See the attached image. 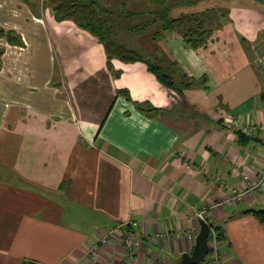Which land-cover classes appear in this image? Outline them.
<instances>
[{
  "label": "crops",
  "instance_id": "crops-1",
  "mask_svg": "<svg viewBox=\"0 0 264 264\" xmlns=\"http://www.w3.org/2000/svg\"><path fill=\"white\" fill-rule=\"evenodd\" d=\"M170 2L173 16L227 10L196 48L178 32L136 38L178 83L177 69L194 78L182 93L145 60L109 64L95 35L44 0H0V28L24 41L0 35V264H124L120 232L103 262L88 252L121 223L143 240L134 258L173 264L200 215L223 227L229 264H264V221L247 212L264 208V188L232 198L264 167V0Z\"/></svg>",
  "mask_w": 264,
  "mask_h": 264
},
{
  "label": "trees",
  "instance_id": "trees-1",
  "mask_svg": "<svg viewBox=\"0 0 264 264\" xmlns=\"http://www.w3.org/2000/svg\"><path fill=\"white\" fill-rule=\"evenodd\" d=\"M44 2L51 6L58 20L70 19L77 26L95 35L104 45L109 64L113 58L125 61L145 60L163 83L175 87L179 92L181 91L180 93L184 87L197 84L193 77L177 69L183 77L178 83V78L172 75V69L162 68L151 56L122 42L119 35L127 32L136 37L152 31L153 38L157 40L165 31L178 32L189 46L196 48L207 42L212 30L220 26L221 19L227 15L226 9L219 8L217 10L206 9L201 12H184L179 16H173L170 12L172 9L170 0H145L146 5H143L141 1L138 4L142 6L141 9L137 7L129 9L127 3L117 8L106 4L103 0H44ZM138 15L141 17L139 18ZM134 20L136 21L133 22ZM0 35H5L11 43H24L22 36L13 29L0 28ZM3 52L4 46L0 44V66ZM203 79L206 80V77ZM141 107L149 111L153 110L151 107L142 105ZM240 136L243 141L249 139V135L241 130H239ZM247 212H252L260 221H264V208L248 209ZM211 225L219 241H222L224 239L223 227Z\"/></svg>",
  "mask_w": 264,
  "mask_h": 264
},
{
  "label": "built area",
  "instance_id": "built-area-1",
  "mask_svg": "<svg viewBox=\"0 0 264 264\" xmlns=\"http://www.w3.org/2000/svg\"><path fill=\"white\" fill-rule=\"evenodd\" d=\"M263 63H264V57H262ZM229 126L233 127H239L238 120L235 118H229L227 121ZM242 130L244 132H252V128L249 125H241ZM243 191L236 192L232 198L240 197L244 192L247 191H255L260 190L264 188V167L256 170L255 172H247L243 175ZM231 198V199H232ZM203 218V215H200ZM124 227V224L117 225L113 230H109L106 234H102L99 236V238L91 244V246L88 249V252L94 256V258L97 259L96 262L101 261L104 251H106V246L109 243V237L110 234H114V232H120L121 233V240L124 246H126V257L123 258L124 264H146L147 260L144 258H134V252L137 248L142 246L143 240L138 238L136 236V233L132 231L131 229L122 230L121 228ZM162 236L161 234H156L151 237L153 241H158L159 237ZM219 244L220 241L216 236V233L214 232L213 228L210 233L209 237V252H208V259L199 264H229L227 258L220 252L219 250ZM149 252L155 253V251L152 249L150 245L147 246ZM159 261L160 258L156 257ZM165 264H169V261L166 259H163ZM103 262V261H101ZM61 264H69V263H61Z\"/></svg>",
  "mask_w": 264,
  "mask_h": 264
},
{
  "label": "water",
  "instance_id": "water-1",
  "mask_svg": "<svg viewBox=\"0 0 264 264\" xmlns=\"http://www.w3.org/2000/svg\"><path fill=\"white\" fill-rule=\"evenodd\" d=\"M200 225L193 249L190 252H184L176 264H199L207 256L212 225L205 218L201 219Z\"/></svg>",
  "mask_w": 264,
  "mask_h": 264
},
{
  "label": "rangeland",
  "instance_id": "rangeland-1",
  "mask_svg": "<svg viewBox=\"0 0 264 264\" xmlns=\"http://www.w3.org/2000/svg\"><path fill=\"white\" fill-rule=\"evenodd\" d=\"M125 1L128 2L127 3V7L129 9H132V7H133V0H122V5H125ZM141 1H142L143 5H146L145 2H144L145 0H137V4H140ZM120 26H125V25H120ZM120 35H119V37H120V39H121L122 42H125V43H127V44H129L131 46H133V45L137 46L138 41H136V38L139 37V36H136L135 37V36H133V35L127 33V32H123ZM135 48H138V47H135ZM261 62L263 63V59H261ZM263 65H264V63H263ZM207 259H208V255L200 263L205 262Z\"/></svg>",
  "mask_w": 264,
  "mask_h": 264
}]
</instances>
